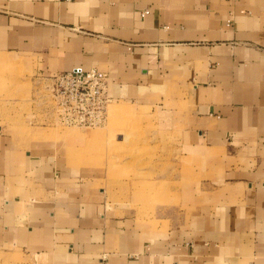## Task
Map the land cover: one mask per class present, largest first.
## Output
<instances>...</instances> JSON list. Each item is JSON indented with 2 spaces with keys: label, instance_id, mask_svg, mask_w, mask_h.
Listing matches in <instances>:
<instances>
[{
  "label": "crops",
  "instance_id": "crops-1",
  "mask_svg": "<svg viewBox=\"0 0 264 264\" xmlns=\"http://www.w3.org/2000/svg\"><path fill=\"white\" fill-rule=\"evenodd\" d=\"M7 65L106 73L198 179L139 225L98 172L0 129V264H264V0H0Z\"/></svg>",
  "mask_w": 264,
  "mask_h": 264
},
{
  "label": "rangeland",
  "instance_id": "rangeland-1",
  "mask_svg": "<svg viewBox=\"0 0 264 264\" xmlns=\"http://www.w3.org/2000/svg\"><path fill=\"white\" fill-rule=\"evenodd\" d=\"M54 85L28 65L0 67L2 132L22 143H53L74 172H98L107 201L132 207L139 225L151 226L156 210L169 216L183 211L175 190L197 180V168L172 136L157 129L151 107L116 100L100 125H60L49 103Z\"/></svg>",
  "mask_w": 264,
  "mask_h": 264
},
{
  "label": "built area",
  "instance_id": "built-area-1",
  "mask_svg": "<svg viewBox=\"0 0 264 264\" xmlns=\"http://www.w3.org/2000/svg\"><path fill=\"white\" fill-rule=\"evenodd\" d=\"M48 78L58 83L49 95L58 124L93 127L103 123L106 106L111 101L107 95L109 79L106 73L82 72L77 68Z\"/></svg>",
  "mask_w": 264,
  "mask_h": 264
},
{
  "label": "bare ground",
  "instance_id": "bare-ground-1",
  "mask_svg": "<svg viewBox=\"0 0 264 264\" xmlns=\"http://www.w3.org/2000/svg\"><path fill=\"white\" fill-rule=\"evenodd\" d=\"M111 104H112V102L110 101V103L106 106V109H105V114H106L107 118L109 117L108 116V111H109V107H110Z\"/></svg>",
  "mask_w": 264,
  "mask_h": 264
}]
</instances>
